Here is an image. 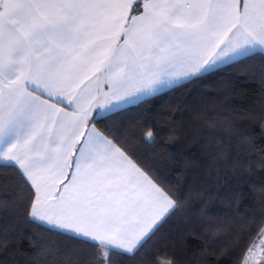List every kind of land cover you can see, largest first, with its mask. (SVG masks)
I'll list each match as a JSON object with an SVG mask.
<instances>
[{
  "label": "snow or ice",
  "instance_id": "snow-or-ice-1",
  "mask_svg": "<svg viewBox=\"0 0 264 264\" xmlns=\"http://www.w3.org/2000/svg\"><path fill=\"white\" fill-rule=\"evenodd\" d=\"M229 69L259 80L252 107L225 89L222 110L185 103L186 127L116 119ZM233 255L264 264V0H0V264Z\"/></svg>",
  "mask_w": 264,
  "mask_h": 264
},
{
  "label": "trees",
  "instance_id": "trees-1",
  "mask_svg": "<svg viewBox=\"0 0 264 264\" xmlns=\"http://www.w3.org/2000/svg\"><path fill=\"white\" fill-rule=\"evenodd\" d=\"M245 65L256 72L258 75L260 68V59L256 57L254 60H246ZM243 67V65L238 66ZM225 89H231L229 96L235 100L232 105L234 109H245L253 106V103L258 100L260 96L261 86L258 79L252 80L236 73L235 69H229L228 73L223 77H211L205 81H197L194 84H187L185 87L171 89L152 97L147 100H143L135 105H131L120 110V115L116 117L117 120L124 121L128 124L147 123L149 125L158 126L162 120L170 119L174 117L186 127L191 120V113L184 110L185 103L192 110H200L207 108L211 111L213 108L216 110H222L221 101L224 99L223 93ZM183 130V128H182ZM257 140H259L260 133H256ZM171 151L176 153L185 152V145L183 140L180 139L171 148ZM191 155V153H186ZM146 160H151L153 164H158L157 157L149 153ZM174 175V174H173ZM255 181H259L261 176L257 174L252 178ZM221 183H224L223 179ZM230 188L234 189L235 185L231 184ZM245 195H248V189H243ZM251 197L245 203H250ZM226 207V205H224ZM227 220V214H223ZM256 216L259 218V210L256 211ZM178 225L173 222L170 225L165 226L160 235L166 237H174L177 232ZM255 231V229H253ZM247 235V233H245ZM159 238V237H158ZM229 233L225 231L221 234V239L216 243V247H225L229 243ZM195 241L189 242L184 252L178 253L181 259L185 254L191 255L192 250L197 247ZM238 254L239 249H234ZM237 255H233L226 259H221L218 262L213 261V264H235ZM125 264H132L131 261H125Z\"/></svg>",
  "mask_w": 264,
  "mask_h": 264
},
{
  "label": "crops",
  "instance_id": "crops-1",
  "mask_svg": "<svg viewBox=\"0 0 264 264\" xmlns=\"http://www.w3.org/2000/svg\"><path fill=\"white\" fill-rule=\"evenodd\" d=\"M168 90H171V89H165L164 91H162L161 93H159L158 95H160V94H162V93H165L166 91H168ZM143 101V100H142ZM141 102V101H140ZM139 103V102H138ZM135 104H137V103H135ZM135 104H130V105H125L122 109H124V108H126V107H129V106H131V105H135Z\"/></svg>",
  "mask_w": 264,
  "mask_h": 264
},
{
  "label": "rangeland",
  "instance_id": "rangeland-1",
  "mask_svg": "<svg viewBox=\"0 0 264 264\" xmlns=\"http://www.w3.org/2000/svg\"><path fill=\"white\" fill-rule=\"evenodd\" d=\"M261 259H262L261 257H258V258H257V264H259V261H260Z\"/></svg>",
  "mask_w": 264,
  "mask_h": 264
}]
</instances>
